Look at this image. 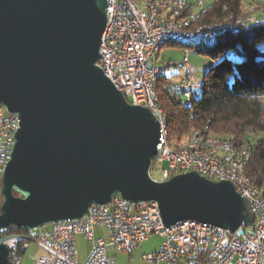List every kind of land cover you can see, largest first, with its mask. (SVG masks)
<instances>
[{
  "label": "water",
  "instance_id": "95a60500",
  "mask_svg": "<svg viewBox=\"0 0 264 264\" xmlns=\"http://www.w3.org/2000/svg\"><path fill=\"white\" fill-rule=\"evenodd\" d=\"M106 0H0V105L18 120L1 175L2 233L83 218L119 196L154 202L162 223L194 221L234 233L251 227L250 203L228 181L191 171L150 177L159 124L126 102L97 66Z\"/></svg>",
  "mask_w": 264,
  "mask_h": 264
},
{
  "label": "built area",
  "instance_id": "2783aa9c",
  "mask_svg": "<svg viewBox=\"0 0 264 264\" xmlns=\"http://www.w3.org/2000/svg\"><path fill=\"white\" fill-rule=\"evenodd\" d=\"M190 1L199 2V10H191ZM165 3L168 4V0ZM208 3L210 0H183L170 4L168 14L179 15L178 6H186L188 14L199 15ZM156 15L158 13L151 8H137V4H129L126 0H106L109 32L105 42L100 44L97 63L116 90L128 92L130 105L132 100H142L154 118L150 81L157 64L152 58V46L160 36L181 35L170 33L169 22L156 23ZM196 34H202V40L211 38L204 35V29L196 31ZM181 53V63L166 64L167 74L170 70H188V78H180L176 84L168 82L166 88L177 90L185 98L187 93L193 92L194 75L188 62L192 51L182 49ZM17 128V118L3 114V108L0 109V172H3L10 158L13 145L10 134ZM193 152L185 147V154H170L163 148L157 167L161 177L155 181L168 180L172 172H196V167H203L211 180L228 181L236 192L237 189L245 190V199L249 201L254 215L251 227H241L234 233L194 221L165 227L157 206H150V202L131 204L115 196L108 204L91 205L80 220L53 223L28 232L29 241L42 251L33 264H112L109 248L131 253L152 235L160 237L162 242L156 251L143 255L148 264H264V201L258 198L257 190L242 184V177L247 176L246 168L243 165L242 174L228 170L227 161H234L233 158H228V154L216 153L215 149L214 155L205 162L193 159ZM242 154L251 160L250 151ZM1 200L0 183V203ZM98 227L104 228L105 238L94 236ZM78 235L83 236L90 245L81 263L75 249ZM21 241L7 243L11 258L16 255L17 244Z\"/></svg>",
  "mask_w": 264,
  "mask_h": 264
},
{
  "label": "trees",
  "instance_id": "16d2710c",
  "mask_svg": "<svg viewBox=\"0 0 264 264\" xmlns=\"http://www.w3.org/2000/svg\"><path fill=\"white\" fill-rule=\"evenodd\" d=\"M240 1L216 0L198 15L199 25L220 24L226 20L233 25L216 35V42L211 46L188 47L214 61L204 74L200 96L194 98L192 92L191 98L185 99L177 90L167 89L163 84L166 75L157 82L156 93L167 117L170 144H182L194 130H206L219 139L248 144L251 163L246 167V175L264 190V137L253 143L245 139L248 132L264 133V18L242 25ZM239 57H245L246 62L238 63ZM231 80L235 83L229 87ZM2 235L27 237L28 233L8 228ZM28 242L23 240L17 244L16 255L9 264H19Z\"/></svg>",
  "mask_w": 264,
  "mask_h": 264
},
{
  "label": "bare ground",
  "instance_id": "6f19581e",
  "mask_svg": "<svg viewBox=\"0 0 264 264\" xmlns=\"http://www.w3.org/2000/svg\"><path fill=\"white\" fill-rule=\"evenodd\" d=\"M129 4H137V8H151L152 11H156V23H165L169 22L170 24V33H180L181 35H170V36H160L156 39V42L152 46V58L157 60L160 48L167 44L168 42H175L181 44L183 49H189V46L193 45H213L215 41V36L221 34V32L226 29L233 28V25L229 20H226L222 23H215L210 25H199L198 15L188 14V9L186 6H178L179 15L168 14L170 13V4H178L183 0H168V4L165 3V0H126ZM216 1V0H210ZM191 10H199V2L190 1ZM204 29V35L211 38H204L202 40V34H196V31H202ZM109 32V22H106L105 30L102 34L101 42H105V39L108 37ZM217 37V36H216ZM197 45V46H198ZM191 50V49H190ZM167 74V65L164 63L162 67H157L152 73V78L150 81V93L152 97V102L155 108V119L160 122L159 125V138L156 146V156L152 160L151 166L161 158L162 149H166L170 154H185V147L194 150L193 159L198 160V162H205L209 156L214 155V149L216 153L219 154H228V158H233L234 161H227L228 170L232 171L235 174L243 173V165L246 168L250 163V157L243 155L246 151H251L248 144H237L231 139H219L213 135L207 133L206 130H194L192 131L185 142L182 144L172 145L167 140V117L163 112L162 108L158 102V96L156 93V84L160 78ZM182 78H188V70H186L185 75ZM194 88V84H193ZM126 102L129 104L128 92L120 91ZM192 93H187L185 96L186 99L191 98ZM133 106H140L148 110V105L142 102V100H132ZM3 108V114H9L2 105L0 109ZM13 134H10V143H13ZM238 152V153H235ZM251 153V152H250ZM151 169V167H150ZM150 172V171H149ZM196 172L201 176H206L205 170L203 167H196ZM179 174V172H172V176ZM0 172V183H1ZM151 177V176H150ZM209 178V176H206ZM242 184H246V187L254 188L258 191V198L263 199L264 201V190L255 186L247 176L242 177ZM237 192L245 198V190L237 189ZM150 206H157L156 203L150 202Z\"/></svg>",
  "mask_w": 264,
  "mask_h": 264
},
{
  "label": "rangeland",
  "instance_id": "374dc122",
  "mask_svg": "<svg viewBox=\"0 0 264 264\" xmlns=\"http://www.w3.org/2000/svg\"><path fill=\"white\" fill-rule=\"evenodd\" d=\"M214 1H210V4ZM210 4H206V6H210ZM197 10V9H196ZM240 10L241 16V24L247 26L248 24H254L257 20L264 18V0H241L240 1ZM234 19V18H233ZM181 44L175 42H168L163 45L157 56L156 66L162 67L164 63L177 64L181 63L183 60V56L181 53ZM192 53L189 55L188 62L190 65V69L192 74L194 75V88H193V97L198 98L201 93L200 86L203 83L204 74L208 71V69L213 65L214 61L205 53H198L196 49L191 50ZM186 73V70H170L167 74V77L164 78L163 83L165 87H167V83L176 84L179 82L180 78H182ZM184 101L185 99L181 97ZM168 123V121H167ZM264 137V133H256L253 134L248 132L245 136V139L250 143H253L257 139ZM227 138V137H226ZM185 140L182 142L184 143ZM159 162L156 161L150 169V176L153 180H159L161 177L160 171L157 170ZM105 237L102 236L101 238ZM75 249L77 252L78 261L81 263L85 260L89 250L90 245L88 241L82 236L76 238ZM162 239L157 235L150 236L146 241L142 242L137 249L129 252H118L113 248L108 249V255L111 258L112 264H148L143 259V255L152 253L157 250L159 245L161 244ZM40 249L31 241L27 244V249L25 254L21 258L19 264H33L34 260L39 257ZM42 252V251H41ZM160 264H169L168 262H161Z\"/></svg>",
  "mask_w": 264,
  "mask_h": 264
},
{
  "label": "crops",
  "instance_id": "0c3cea01",
  "mask_svg": "<svg viewBox=\"0 0 264 264\" xmlns=\"http://www.w3.org/2000/svg\"><path fill=\"white\" fill-rule=\"evenodd\" d=\"M104 233H105V230H104V228H102V227H98V228H96V230L94 231V236L96 237V238H98V237H102V236H104ZM77 237H82V236H80V235H78V236H76V238ZM76 238H75V241H76ZM103 238H105V237H103ZM42 254V252L40 251V253H39V255H41ZM78 259V258H77ZM79 262V261H78Z\"/></svg>",
  "mask_w": 264,
  "mask_h": 264
},
{
  "label": "clouds",
  "instance_id": "9594fccd",
  "mask_svg": "<svg viewBox=\"0 0 264 264\" xmlns=\"http://www.w3.org/2000/svg\"><path fill=\"white\" fill-rule=\"evenodd\" d=\"M257 51L258 52H260L261 50L260 49H257ZM244 62H246V58L245 57H239L238 58V63H244ZM235 83V81L234 80H231L230 82H229V87H231L232 86V84H234Z\"/></svg>",
  "mask_w": 264,
  "mask_h": 264
}]
</instances>
